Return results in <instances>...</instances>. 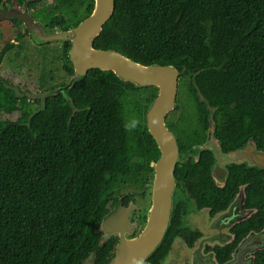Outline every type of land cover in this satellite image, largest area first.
<instances>
[{"label":"trees","instance_id":"1","mask_svg":"<svg viewBox=\"0 0 264 264\" xmlns=\"http://www.w3.org/2000/svg\"><path fill=\"white\" fill-rule=\"evenodd\" d=\"M44 1L28 6L46 30H72L95 7ZM62 45L69 79L43 100L17 95L0 78V264L101 261L108 205L147 183L161 155L147 126L158 88L100 69L77 78L72 44ZM94 46L179 70L167 123L175 133L174 124L209 115V106L219 124L264 133V0H116Z\"/></svg>","mask_w":264,"mask_h":264},{"label":"flooded vegetation","instance_id":"2","mask_svg":"<svg viewBox=\"0 0 264 264\" xmlns=\"http://www.w3.org/2000/svg\"><path fill=\"white\" fill-rule=\"evenodd\" d=\"M3 2L24 9V5L7 0L0 5ZM32 8L34 17L36 8ZM6 22L17 40L7 43L0 58L16 48L15 44L22 45L27 35L32 38L20 19L0 21ZM213 110L209 106V115L188 118L191 121L185 126L174 124L176 133L168 126L181 155L175 170V205L162 242L141 264H264V133L248 132L240 124H219ZM178 113L180 119L182 109ZM151 183L152 174L147 183L133 188V193H124V198L108 205L109 212L102 216L101 225L116 206L134 203L136 209L130 221L135 227L126 234L141 237L148 213L137 199L151 204ZM99 233L102 259L97 262V255H93L86 264H112L117 258L121 236Z\"/></svg>","mask_w":264,"mask_h":264},{"label":"water","instance_id":"3","mask_svg":"<svg viewBox=\"0 0 264 264\" xmlns=\"http://www.w3.org/2000/svg\"><path fill=\"white\" fill-rule=\"evenodd\" d=\"M33 1H26L24 9H16L3 2L0 21L20 19L24 28L30 30L33 40L39 44L71 43L70 59L77 78L87 75L90 70L100 69L112 71L121 80L141 87L158 88V95L147 113V126L161 155L154 164L152 183L148 190L152 202L146 206L148 222L145 233L139 238L132 237L130 232L126 234L135 227L130 221L136 209L134 203L128 207L116 206L104 217L101 225L102 231L117 233L122 238L118 244L117 258L112 264H141L162 242L174 210L177 183L175 170L181 155L167 119L177 106L180 72L172 65H143L116 50L95 48L96 39L115 13L116 0H95L91 15L69 31L61 28L46 30L44 24L31 14L28 5ZM262 161L264 164V157Z\"/></svg>","mask_w":264,"mask_h":264},{"label":"rangeland","instance_id":"4","mask_svg":"<svg viewBox=\"0 0 264 264\" xmlns=\"http://www.w3.org/2000/svg\"><path fill=\"white\" fill-rule=\"evenodd\" d=\"M44 5L51 7L52 3L45 0L41 3V6ZM30 9L32 13L33 8ZM14 27L16 28L15 25ZM26 39L22 45L15 44L16 48L0 58V78H9L10 85L17 95L26 94L31 100H43L54 92L55 87H59L69 79L62 67L63 45L61 43L40 45L29 35ZM15 40H17L16 33L10 28V24L0 23V53L7 43ZM134 191L135 189L129 188L125 193ZM137 204L145 208L147 206L141 198L137 199Z\"/></svg>","mask_w":264,"mask_h":264},{"label":"clouds","instance_id":"5","mask_svg":"<svg viewBox=\"0 0 264 264\" xmlns=\"http://www.w3.org/2000/svg\"><path fill=\"white\" fill-rule=\"evenodd\" d=\"M31 10V9H30ZM35 19V18H34ZM39 21V20H38ZM135 123H132L131 125H128V124H126L125 125V130L126 131H132L134 128H135Z\"/></svg>","mask_w":264,"mask_h":264}]
</instances>
